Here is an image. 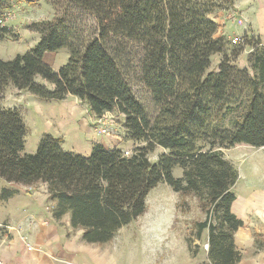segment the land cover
Segmentation results:
<instances>
[{
    "label": "trees",
    "instance_id": "1",
    "mask_svg": "<svg viewBox=\"0 0 264 264\" xmlns=\"http://www.w3.org/2000/svg\"><path fill=\"white\" fill-rule=\"evenodd\" d=\"M13 1L0 0V42L14 35L5 24ZM44 1L56 15L30 26L40 36L37 46L0 59V177L17 187H0V201L13 199L21 187L45 184L56 203L54 218L70 215L72 230H82L86 244L102 246L145 215L150 192L166 183L206 212L197 236L208 233L210 263L239 264L243 253L235 234L244 222L232 211L239 171L224 150L264 148V45L254 36L245 35L238 45L217 37L212 15L229 11L233 1ZM70 9L93 27L76 29L81 20ZM247 48L252 51L241 68L237 62ZM62 49L69 60L57 71L44 57ZM215 55L221 56L218 71L211 70ZM132 72L150 93L154 118L135 93ZM10 88L46 102L75 97L95 119L122 115L133 154L95 144L85 157L66 151L64 141L49 134L34 154L26 153L22 113L2 107ZM157 148L168 153L154 164L149 156ZM175 168L183 170L181 178L174 177Z\"/></svg>",
    "mask_w": 264,
    "mask_h": 264
},
{
    "label": "rangeland",
    "instance_id": "2",
    "mask_svg": "<svg viewBox=\"0 0 264 264\" xmlns=\"http://www.w3.org/2000/svg\"><path fill=\"white\" fill-rule=\"evenodd\" d=\"M60 9L63 11V6ZM55 15L54 7L44 0H14L12 9L7 12L5 18V24L13 29L14 35L0 42V59L4 61L12 60L17 55H23L33 50L39 43L40 36L33 32L30 26L37 22L52 20ZM70 15L79 16L80 14L70 9ZM79 18L82 22L76 23V29L89 30L93 27L90 19L82 16H79ZM232 22H228L230 26ZM73 24L75 27V23ZM239 38L243 39V37ZM68 60L69 52L67 49L49 54L45 59L57 71L66 65ZM220 64L221 56L215 55L212 58L211 70L218 71ZM241 66L246 67L247 61H244ZM130 77L133 79L132 84L136 95L146 107L149 116L154 118L157 108L152 102L149 91L138 83L136 72H132ZM37 82L52 88V85L41 77L37 78ZM15 95L18 94L14 93L13 99ZM4 101L3 106L13 105L11 99ZM105 116L109 125H107L108 134L104 136H110L112 133L110 132L111 127H117L119 133H115L116 136L121 137L122 141L124 140L125 142V118L118 113H111ZM36 136L31 131L27 138L26 150L28 153L34 154L37 150V143L40 140ZM133 146L134 143L131 141L123 146V150H128L131 156L133 154ZM164 153L168 152L162 148H157L154 153L150 154L149 159L155 164ZM224 154L226 159L235 164L239 171V180L233 188L237 200L233 204L232 211L234 210L233 213L239 218H244L248 222L249 227L255 232L254 248L249 253L262 251L264 250V148L241 144L232 149L224 150ZM173 174L175 178H181L183 170L175 168ZM43 185L45 184H40L35 189L42 188L43 193L42 191L41 193L47 194L48 192L44 190ZM0 187L3 189L17 188L6 183L1 177ZM48 200H50V197ZM6 202L0 201V214L2 216L0 217V243H3L2 241L5 239L9 243L8 232L24 236V231L15 222L17 221L15 216L18 212H21L20 210L27 208L28 214H35L40 217L46 214L45 207H48V212L53 213L56 205L54 202L53 209H49L47 204L39 207L33 204L32 198L31 204L24 198H21V200L16 199L11 205L7 203V206H4L3 203ZM48 204L50 203L48 202ZM147 206V213L143 217H139L138 222L134 221L129 226H126L122 234L112 243V261L109 264H180L184 258V249L182 248L183 245L180 244V239L184 240L192 254L193 252L197 254L199 251L208 252L207 231L203 233L201 239L197 236V224L205 222L208 217L198 200L192 197L184 199L176 194L168 184L160 183L150 192ZM42 209L45 211L41 212L40 210ZM8 215L10 220L14 216V220H11V225L7 226L4 224L3 216L8 217ZM34 217L36 218V216ZM31 219L29 217L28 223ZM22 241L26 243L27 240L22 239ZM6 253L0 251V264H6L10 259V254Z\"/></svg>",
    "mask_w": 264,
    "mask_h": 264
},
{
    "label": "crops",
    "instance_id": "3",
    "mask_svg": "<svg viewBox=\"0 0 264 264\" xmlns=\"http://www.w3.org/2000/svg\"><path fill=\"white\" fill-rule=\"evenodd\" d=\"M232 1L233 5L229 11H219L212 15L213 20L219 26L217 37H224L231 42V40L236 37H244L245 35L254 36L255 38H259L262 45H264V0ZM231 21L233 22L230 26L228 22ZM251 51L252 49L247 48L239 58L237 62L239 67L245 68V66H241V64L247 61V56ZM47 55L49 54L45 55L44 60ZM47 64L49 65V63ZM14 93L18 95H15L13 99L12 96ZM9 99H11L13 105L3 106L4 100L8 101ZM4 100L2 102V107L18 108L22 113L28 128L26 143L31 131L37 135L36 137L38 140L44 135L49 134L56 138H61L64 141L63 148L66 151L85 157L91 155L92 148L95 144H102L108 149L119 148L123 150V146L130 143V141L126 140L124 142L121 137L116 136L115 133H119L117 127H111L112 130L110 129V132L112 133L110 136L102 135L95 126L96 119L89 111L88 106L75 97L70 96L62 102H46L39 100L28 92H20L10 88ZM123 151L124 153L128 152V150ZM26 153H28L27 150ZM42 187L48 192L46 185ZM41 191L42 188L30 190V188L21 187L20 194L19 196L17 195V198L10 199L3 204L4 206H7V203L11 205L16 199L21 200V198H24V200H27L31 204L32 198L34 205L43 207L47 204V206L49 205V209H53L55 203L48 200V193L42 194L43 191L42 193ZM48 202L50 204H48ZM45 208L46 214L40 217L35 214H28L27 208H23L20 210V213L18 212L16 214L15 218L17 221L15 222L18 223L21 230L24 231V236H18L16 233L8 232L9 243L7 239L2 241L3 243H0V251L10 254V259L6 264L111 263V245L115 239L122 234L126 227L121 229L115 239L109 244L102 246L89 245L82 240V230H72L70 215H66L58 220L54 218L53 213L47 211L48 207ZM45 210L42 209L40 211L43 212ZM33 215L36 216V218ZM0 217H2L1 214ZM3 217L4 224L7 226L11 225V220H14V216L11 217V220L9 215L8 217ZM29 217L32 219L28 223ZM241 220L244 222V226L235 234L236 247L243 253L242 260L239 264H264V250L252 254L249 253L254 248L255 232L249 227L248 222L244 218ZM138 221L139 218L137 219V222ZM22 239L27 240L26 243L33 248L32 251L27 249V244L24 243ZM180 244L183 245L182 248L184 249V258L181 262L179 261L180 264H211L208 259V252L199 251L197 254H194L195 252L192 254L183 239H180Z\"/></svg>",
    "mask_w": 264,
    "mask_h": 264
},
{
    "label": "built area",
    "instance_id": "4",
    "mask_svg": "<svg viewBox=\"0 0 264 264\" xmlns=\"http://www.w3.org/2000/svg\"><path fill=\"white\" fill-rule=\"evenodd\" d=\"M242 42H243V40L241 38H239V37H236V38L231 40V43L233 45H238V44H241ZM107 125H108V119L106 118V116H104L102 118H98V119L95 120V126L99 129V132L102 135H107L108 134ZM124 154H125L126 157L130 156L129 152H125ZM27 249L29 251L33 250V248L28 246V245H27Z\"/></svg>",
    "mask_w": 264,
    "mask_h": 264
}]
</instances>
